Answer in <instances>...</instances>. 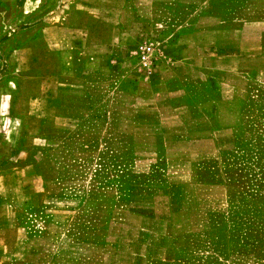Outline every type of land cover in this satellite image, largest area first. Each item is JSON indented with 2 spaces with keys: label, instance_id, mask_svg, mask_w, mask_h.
<instances>
[{
  "label": "rangeland",
  "instance_id": "rangeland-1",
  "mask_svg": "<svg viewBox=\"0 0 264 264\" xmlns=\"http://www.w3.org/2000/svg\"><path fill=\"white\" fill-rule=\"evenodd\" d=\"M69 4L68 0L0 2V264H264V82L258 77L240 80L247 89L236 109V128L223 131L218 158L211 173L204 175L227 191L225 210L213 214L209 225L146 226L154 237L142 232L133 248L136 226L126 232L123 226L112 225L111 243L103 246L97 238L95 246L82 244L90 239L92 227L76 228L73 221L76 205L97 191L95 176L105 184L107 169H118L109 158L110 149L128 148L118 145L125 141L121 131L100 125L105 107L130 102L122 94L124 76H150L166 56L165 46L184 35L175 34L176 27H205L219 19L228 29L264 22V0H207L200 12L167 9L165 20L134 3L137 13L146 16L136 18L130 10L115 33L112 23L104 20L96 35L98 44L112 50L121 65L70 76L67 84L80 94L70 87L60 98L58 80L48 82L46 76L61 66H16L4 56L9 48L40 38L48 12L60 13ZM12 30V39L6 41ZM146 43L153 44L157 54L150 69L143 68L137 56L138 47ZM81 57L74 61L83 69ZM91 107L98 113L80 109ZM224 107L228 111L232 105ZM227 125L234 122L227 119ZM96 139L102 140L97 162L90 155ZM124 160L130 169L129 156ZM122 180H115L120 192ZM93 197L86 199L88 204L96 201ZM152 239L155 247L150 245ZM128 240L131 251L126 248Z\"/></svg>",
  "mask_w": 264,
  "mask_h": 264
},
{
  "label": "crops",
  "instance_id": "crops-1",
  "mask_svg": "<svg viewBox=\"0 0 264 264\" xmlns=\"http://www.w3.org/2000/svg\"><path fill=\"white\" fill-rule=\"evenodd\" d=\"M206 1L68 0L71 4L60 13L48 12L40 38L9 48L4 60L16 66L23 63L61 66L46 77L48 82L58 80V96L63 98L68 95L67 90L72 89V85L67 84L70 76L121 65L112 50L98 44L96 35L104 20L112 23L115 33L130 10L136 18L146 16V13H137L132 6L134 3H139V10L148 9L147 14L165 20L167 9L181 7L200 12ZM200 17L207 22L211 20L209 16ZM182 28L176 27L175 34L184 35L165 46L167 54L157 62L150 76H124L120 82L122 94L130 102L103 109L106 117L100 125L121 131L125 141L118 145L128 148L110 149L109 158L118 169H107L105 184L95 176L97 191L88 197L95 195L91 200L96 201L88 204L87 197L76 205L74 226L92 227L90 239L83 245L96 246L97 238L103 246L110 244L113 234L110 237L108 234L112 225L123 226L126 232L136 226L134 248L142 232L154 237L146 226L203 227L210 224L213 214L225 210L226 188L205 180L204 175L211 173L209 169L218 158V139L224 136L223 131L236 128V109L247 89L240 80L253 81L258 77L264 82V22H246L228 29L219 19L215 25ZM14 33V30L9 32L6 41ZM78 55L82 56L83 69L78 68V60L74 61ZM72 92L80 94L78 88ZM225 104L232 108L227 111ZM80 109L98 113L97 108ZM227 119L234 122V126L227 125ZM109 140L110 137L103 143L108 145ZM101 143L102 140L97 141L90 151L96 162L102 153ZM126 155L130 158V169L125 167ZM121 177L125 179L122 192L115 182ZM129 177L132 182L127 181ZM130 242H127L128 251H131ZM153 244L154 239L150 245L155 247ZM133 256V261H138L135 252Z\"/></svg>",
  "mask_w": 264,
  "mask_h": 264
},
{
  "label": "built area",
  "instance_id": "built-area-1",
  "mask_svg": "<svg viewBox=\"0 0 264 264\" xmlns=\"http://www.w3.org/2000/svg\"><path fill=\"white\" fill-rule=\"evenodd\" d=\"M155 47L151 43L142 44L138 47L137 56L140 65L145 69H150L154 65Z\"/></svg>",
  "mask_w": 264,
  "mask_h": 264
}]
</instances>
